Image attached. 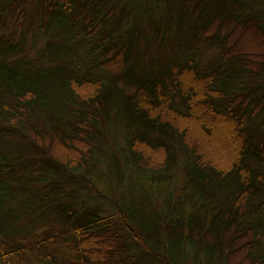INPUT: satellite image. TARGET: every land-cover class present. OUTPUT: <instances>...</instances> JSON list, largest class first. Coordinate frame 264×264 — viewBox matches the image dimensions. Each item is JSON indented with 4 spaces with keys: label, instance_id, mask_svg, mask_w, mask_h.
Returning <instances> with one entry per match:
<instances>
[{
    "label": "trees",
    "instance_id": "trees-1",
    "mask_svg": "<svg viewBox=\"0 0 264 264\" xmlns=\"http://www.w3.org/2000/svg\"><path fill=\"white\" fill-rule=\"evenodd\" d=\"M7 18L0 264H264V0H0ZM111 124L162 208L99 205Z\"/></svg>",
    "mask_w": 264,
    "mask_h": 264
},
{
    "label": "rangeland",
    "instance_id": "rangeland-1",
    "mask_svg": "<svg viewBox=\"0 0 264 264\" xmlns=\"http://www.w3.org/2000/svg\"><path fill=\"white\" fill-rule=\"evenodd\" d=\"M11 19L12 18H7L6 24L3 27H0V34L2 32H4V34L10 32L12 27L15 25L14 20ZM17 36L18 35L14 37ZM31 38L32 34L29 33L27 35V39L31 40ZM109 132L111 143L108 149H106L107 154L101 158V163H99L101 164V166H99L100 168L98 167V171L93 173V176H91L94 185L97 187V190L102 196L101 198H96L104 213H115V211L117 210L118 198L119 200L121 198H126V200H129L131 198H140L139 194L141 193L142 189H144L142 192H148L144 196L146 202H152L156 205V207H158L159 203V207L157 209L162 208L164 206V203H162V201L168 199V191L156 192L152 187H150V184H148L147 180L143 176L138 173L135 174L128 168H126L121 153V149L125 147V144L122 140L119 139L120 131L118 130V133H116L113 124H111ZM78 172L79 171H77V173ZM146 175L150 177V180H153L155 177L153 173H146ZM98 176L100 178H98ZM116 190L121 193L117 195ZM90 195L92 194L90 193ZM115 217L118 218L117 216ZM200 257L203 256L200 255Z\"/></svg>",
    "mask_w": 264,
    "mask_h": 264
}]
</instances>
